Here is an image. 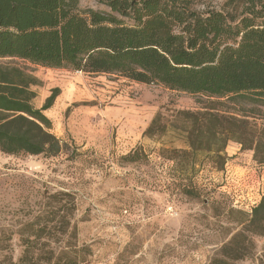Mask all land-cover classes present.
<instances>
[{"label":"rangeland","instance_id":"374dc122","mask_svg":"<svg viewBox=\"0 0 264 264\" xmlns=\"http://www.w3.org/2000/svg\"><path fill=\"white\" fill-rule=\"evenodd\" d=\"M229 2L195 0L194 8ZM81 6L109 10L97 0ZM0 65L18 67L32 81L37 108L59 89L44 113L65 142L53 156L0 150V264L18 261L21 237L73 241L85 247L81 264H209L242 232L244 255L235 264H264V233L243 223L264 195V163L254 151L230 140L223 165L200 152L195 168L187 159L159 157L162 147L188 149L190 122L182 112L201 110L204 96L18 57H0ZM254 106L232 110L259 116ZM157 117L164 130L145 135ZM139 146L148 161L123 158ZM181 175L196 196L176 190Z\"/></svg>","mask_w":264,"mask_h":264},{"label":"trees","instance_id":"16d2710c","mask_svg":"<svg viewBox=\"0 0 264 264\" xmlns=\"http://www.w3.org/2000/svg\"><path fill=\"white\" fill-rule=\"evenodd\" d=\"M97 1L109 10L83 8L81 0H0V57L122 76L204 96L201 110L182 112L190 122L188 149L162 147L159 157L187 159L195 168L201 152L223 165L225 148L234 140L264 163V0H230L223 9L204 10L194 8L195 0ZM31 84L20 68L0 65V150L57 155L65 142L52 131L44 111L53 105L59 89L37 108ZM243 102L253 103L259 108L253 114H261L232 110ZM164 128L157 117L144 134ZM123 158L149 160L141 146ZM182 176L174 183L176 190L196 196L195 186ZM243 223L246 231L264 233V195ZM241 236L245 234L234 235L223 246L222 256L209 264L242 259ZM42 238L21 237L23 252L12 264L85 260V247L64 237Z\"/></svg>","mask_w":264,"mask_h":264}]
</instances>
